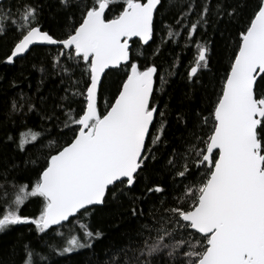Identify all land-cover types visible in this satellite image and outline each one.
Masks as SVG:
<instances>
[{"label":"snow or ice","instance_id":"snow-or-ice-1","mask_svg":"<svg viewBox=\"0 0 264 264\" xmlns=\"http://www.w3.org/2000/svg\"><path fill=\"white\" fill-rule=\"evenodd\" d=\"M49 8L62 35L42 22L43 5L13 7L0 0V38L15 36L2 62L13 65L42 46H55V55L48 54L50 70L40 68L41 83L54 76L64 86L50 112L23 93L13 99V122L39 114L47 124L43 132L28 129L30 137L0 141L24 157L0 162V189L6 195L7 185L18 188L0 211V234L31 225L40 241L23 246L21 264H59L54 257L95 252L102 231L81 225L65 237L62 229L66 222L90 220L109 203L123 206L125 199L136 227L123 244L108 249L102 264H264V0L251 6L250 0H51ZM245 15L219 91L213 90L210 107L200 108L197 93L205 89L212 52L202 33ZM160 29L166 33L161 43L181 50L169 77L179 75L175 61L194 49L184 77L189 107L176 114L182 144L164 163L171 184L146 185L136 195L141 174L166 143L168 113L156 93L157 81L161 87L171 81L147 57L138 59L143 53L132 55V46L151 47ZM112 75L120 77L117 91L103 102L104 82ZM47 125L57 129L56 140L49 139ZM33 149L43 156L42 165ZM29 166H39L36 179L21 183ZM153 195L145 211L142 205ZM29 202L40 205L34 217L22 214Z\"/></svg>","mask_w":264,"mask_h":264},{"label":"trees","instance_id":"trees-1","mask_svg":"<svg viewBox=\"0 0 264 264\" xmlns=\"http://www.w3.org/2000/svg\"><path fill=\"white\" fill-rule=\"evenodd\" d=\"M30 2L37 5L44 6V15L42 16V22L46 27H52L55 35H62V27L55 25L49 18V5L51 0H5V3H11L13 7L17 3ZM215 2V0H213ZM254 4V0H250V6ZM250 11V8H249ZM246 21V15L238 21H222L218 27H209L206 33H202L203 39L209 42L211 52V65L210 70L204 75L205 89H202L197 93L196 104L200 108L207 109L210 107L208 99H214L213 90L219 91V87L222 84V78L225 75L226 70L230 65V56L236 47L235 41L238 37V32L243 28ZM166 23L171 22V17H167ZM159 27V20L157 21ZM166 39V33L163 29L157 31L154 39L155 43L151 47L138 46L133 44L132 55H136L137 52H141L144 55L138 57L143 60L148 58V62H154L160 66V74L164 75L166 79H170V83L160 86L157 81V93L156 102L161 106L162 110L167 111V127L165 129L166 143L161 145L159 152H157V161L150 163L148 168L135 186L134 193L141 195L146 185L160 183L165 186L171 184V178L164 170V163L168 154L175 148L179 149L182 144V136L184 135V129L181 124L176 120V114L183 112L189 107L188 101L185 99V94L189 93L185 82V72L190 66L189 61L193 59L194 49L187 51L186 55L181 56V59L175 62L180 65L178 69L179 75H173L169 77V67L173 62L174 57L181 51L172 43H164L161 41ZM15 36L9 34L6 38H0V141H5V137L8 135L17 136L23 134V137H30L32 135V129L34 131L43 132L47 124L46 121L40 118L39 114L30 115L26 121H21L18 118L13 120L8 117L9 105L13 99H19L21 93L26 97H30L31 100L39 105L45 111H51L53 106L59 103V98L64 95L63 87L59 84L56 77L45 78L41 83L42 73L40 68L49 69L48 54L55 55L56 49L43 47V51L33 52L27 59L18 60L15 64L9 65L3 63V58L9 53L12 47ZM159 46V47H158ZM153 50L159 52V55H153ZM35 65V67H33ZM176 69H172V72H176ZM120 79L119 76H109L104 82V91L102 101H112L113 96L116 94L117 82ZM15 82V86H13ZM190 94V93H189ZM43 98V99H41ZM101 103V110L104 109V103ZM168 106L165 108V106ZM73 107L77 110L80 107L79 100H77ZM207 115V112H205ZM64 119L63 116L60 117ZM159 120V117L157 118ZM51 135L49 139L56 140L57 129L51 125H47ZM62 142V141H61ZM15 146L11 144L0 143V162H8L11 158L15 157L17 161L24 159V157L16 155L14 151ZM44 151H47L45 148ZM33 157L39 156V164L44 163L43 156L39 155L38 149H33L31 153ZM39 170V166H29L28 170L24 171L19 176L21 183L29 180L35 181L36 173ZM18 188H13L10 184L7 185V193L5 195L4 190L0 189V211L6 209L8 204L14 200L15 194H17ZM156 200V196L153 195L149 200L143 203V208L147 211L152 207V202ZM128 201L125 199L123 206H118L114 203H109L106 206L98 209L94 213L90 214V220L88 217H82L81 220L74 221L71 224H67L62 229L64 236L67 237L70 234L79 233L81 225L84 227H90L93 230H100L104 235V239L97 242L95 245V252L85 251L78 254H74L70 257L56 258L59 264H102L106 259V253L109 248L119 246L123 244L127 236L130 235L135 227L136 222L133 221L128 214ZM138 207L140 205H137ZM40 205L36 202H29L22 208V214L29 217H34L38 214ZM123 215L124 219L121 220L120 216ZM119 223V228H116V224ZM31 225H20L16 228L0 234V264H21L23 260V246L30 243L33 246L39 244V238L35 231L30 230ZM59 242V238H55ZM13 252L15 254H13Z\"/></svg>","mask_w":264,"mask_h":264},{"label":"water","instance_id":"water-1","mask_svg":"<svg viewBox=\"0 0 264 264\" xmlns=\"http://www.w3.org/2000/svg\"><path fill=\"white\" fill-rule=\"evenodd\" d=\"M42 47H46V48H54L55 46H42Z\"/></svg>","mask_w":264,"mask_h":264}]
</instances>
